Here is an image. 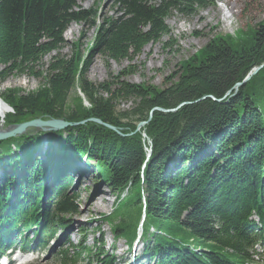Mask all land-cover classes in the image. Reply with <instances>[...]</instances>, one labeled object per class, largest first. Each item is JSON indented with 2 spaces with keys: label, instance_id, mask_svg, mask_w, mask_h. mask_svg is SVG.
<instances>
[{
  "label": "trees",
  "instance_id": "16d2710c",
  "mask_svg": "<svg viewBox=\"0 0 264 264\" xmlns=\"http://www.w3.org/2000/svg\"><path fill=\"white\" fill-rule=\"evenodd\" d=\"M114 4L117 14L94 24L95 10L76 0H0V83L21 76L41 80L32 91H0L12 109L6 114L0 102V117L6 114L7 125L36 117L85 120L48 133L46 158L55 180L44 209V163L33 154L45 133L28 130L0 141V234L23 218L25 208L50 231L68 227L67 215L78 212L76 197L66 194L69 173L73 162L84 161L115 199L112 212L102 215L115 237L130 245L144 215L143 253L154 264H247L264 234V67L237 91L234 85L264 63V22L235 36L214 35L157 87L125 80L136 72L131 62L145 46L169 43L163 41L171 38L167 18L191 17L214 0ZM84 22L95 29L85 55L79 48L61 53L68 26ZM94 53L128 65L92 83L85 72ZM126 102L131 106L120 109ZM180 103L150 116L153 107ZM252 214L258 225L249 220ZM79 232V244L60 251L57 264H116L102 235L86 246L88 230Z\"/></svg>",
  "mask_w": 264,
  "mask_h": 264
},
{
  "label": "rangeland",
  "instance_id": "374dc122",
  "mask_svg": "<svg viewBox=\"0 0 264 264\" xmlns=\"http://www.w3.org/2000/svg\"><path fill=\"white\" fill-rule=\"evenodd\" d=\"M76 3L85 10H95L96 18L94 19V24L100 23L106 17L117 14L114 0H76ZM263 22L264 0H214L213 6L201 10L191 17L175 13L166 19L171 38L164 37L163 41H169V43L166 45L156 43L145 46L141 53L131 62V66L136 72L125 77V80L132 83L144 82L163 87L165 78L178 69L179 63L197 53L214 35L231 34L235 36L240 30L255 27ZM93 27L87 22L80 24L71 23L64 32L65 44L61 53L70 55L73 49L79 48L82 51V55H85V50L94 36L95 29ZM194 32H198V34L196 35ZM48 59L49 56L45 57L44 62ZM127 65L128 62H123L120 65L109 62L104 56L94 53L89 61L85 76L92 83L103 82L108 80L110 75H116ZM40 83V79L27 76L8 77L5 82L0 83V91L9 88H20L23 92H28L36 89ZM130 106L131 102L119 104L120 109H126ZM3 126L5 127L4 123ZM37 156L40 158L41 153ZM79 164L83 168L85 167L87 174L84 180L78 183L76 187H74V182H72L66 192L67 195L76 197L78 207L76 214L67 215L70 242L75 245L79 244V230L86 228L88 230V236L85 240L86 246H92L94 238L100 239L102 235L105 243L104 249L107 254L115 257L116 264H154V259L142 254L144 243L139 240L134 245L133 250L129 246L126 247L122 238L114 241L113 247L110 245L111 225L102 215L112 212L114 197L110 194L106 185L94 177V172H90L89 167L84 166L82 161ZM95 186L108 193V195L95 196V194H92ZM93 188L94 190H92ZM14 198L15 196H12L10 201ZM45 199L41 202L42 209L46 205ZM93 202L98 207L91 209ZM95 229H97V233L93 234ZM139 233L137 230V234ZM60 234H63V231L58 232V235ZM257 251L259 259L264 258V249L258 248ZM47 252V249H45V252H36V254L28 255L30 260L25 264H56L52 260L54 253L48 254ZM131 255L140 256L141 258L137 261Z\"/></svg>",
  "mask_w": 264,
  "mask_h": 264
},
{
  "label": "water",
  "instance_id": "95a60500",
  "mask_svg": "<svg viewBox=\"0 0 264 264\" xmlns=\"http://www.w3.org/2000/svg\"><path fill=\"white\" fill-rule=\"evenodd\" d=\"M263 67H264V63L254 67L244 77V79L241 82L235 83L234 90L237 91V89L241 85H243L245 82H247L254 74H256ZM4 90H2V91H4ZM80 95L82 97L83 104L84 105H88V103L84 100L82 94H80ZM208 97H210L211 99H213L215 101H219L220 100V99H216L214 96H208ZM0 102L3 103L7 107V109H8L7 113L12 112L11 107L7 103H5L1 98H0ZM183 104H185V103H180L175 108H171V109H162V108H159V107H153L150 110V116L152 115L153 111H162V112L175 111L176 109L181 107ZM5 115H3V117H0V121L2 122V124L3 123L5 124V127L3 129H0V141L8 139V138L21 136V135L25 134L28 130H31V131H34V132L41 131V132L45 133L46 135H48V133H50V132H57V131L63 130L64 128H66L68 126L81 124V123L85 122V120H82V121H80L78 123H76V122L72 123V122L65 121L62 118H44L43 119L42 117H36V118L30 119V120H26V121H23V122H20V123L8 124L7 125L5 123V121H4ZM87 120L102 124L105 127L115 131L117 134L122 135L119 129H117L116 127H114V126H112V125H110L108 123L102 122L98 118H89ZM145 123H146V121L139 122L138 125H137L136 130H138L140 127H142ZM149 153H150V151L148 150V156H149Z\"/></svg>",
  "mask_w": 264,
  "mask_h": 264
},
{
  "label": "bare ground",
  "instance_id": "6f19581e",
  "mask_svg": "<svg viewBox=\"0 0 264 264\" xmlns=\"http://www.w3.org/2000/svg\"><path fill=\"white\" fill-rule=\"evenodd\" d=\"M69 28H70V27H69ZM4 85H5V84H4ZM4 112H5L4 107L0 105V115H1L2 113H4ZM7 112H8V111H7ZM7 112H6V113H7ZM2 117H3V116H2ZM3 128H4V126H3L2 122L0 121V129H3ZM78 175H79V174H78ZM85 175H86V174H84V176H85ZM96 192H97V191H96V188H95V190L92 191V194H95ZM98 198H99V197H98ZM98 200H99V199H98ZM102 201H103V200H102ZM101 203H103V202H101ZM97 207H98V206H95V205H94V202H93L90 208H91V209H94V208H97ZM135 244H136V243H135ZM135 244H132L131 247L134 248V247H135V246H134Z\"/></svg>",
  "mask_w": 264,
  "mask_h": 264
}]
</instances>
